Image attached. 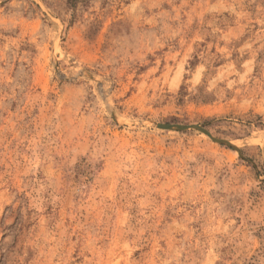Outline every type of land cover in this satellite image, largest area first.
<instances>
[{
	"label": "rangeland",
	"instance_id": "374dc122",
	"mask_svg": "<svg viewBox=\"0 0 264 264\" xmlns=\"http://www.w3.org/2000/svg\"><path fill=\"white\" fill-rule=\"evenodd\" d=\"M0 264H264V0H0Z\"/></svg>",
	"mask_w": 264,
	"mask_h": 264
},
{
	"label": "water",
	"instance_id": "95a60500",
	"mask_svg": "<svg viewBox=\"0 0 264 264\" xmlns=\"http://www.w3.org/2000/svg\"><path fill=\"white\" fill-rule=\"evenodd\" d=\"M160 128H163V129H170V128H172V127H170V126H159Z\"/></svg>",
	"mask_w": 264,
	"mask_h": 264
}]
</instances>
